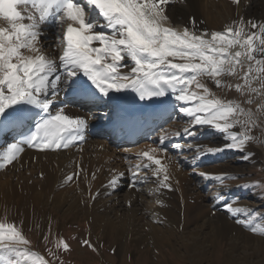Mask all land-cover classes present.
Wrapping results in <instances>:
<instances>
[{
  "label": "snow or ice",
  "instance_id": "1",
  "mask_svg": "<svg viewBox=\"0 0 264 264\" xmlns=\"http://www.w3.org/2000/svg\"><path fill=\"white\" fill-rule=\"evenodd\" d=\"M183 4L186 0H0V19L8 25L0 26V130L28 127L0 152V168L13 164L25 146L49 151L84 142L89 120L66 114L64 107L53 110L61 93L69 91L95 99L131 91L139 101L171 95L177 102L176 111L187 118V125L171 134L162 129L156 147L136 154L148 163L130 166L132 187L155 178L160 187L172 189L161 157L167 156L164 141L170 136L192 138L202 128L223 133L226 143L221 147L172 145L177 151L194 150V159L243 151L255 139L250 132L262 122L260 116L240 101L216 95L206 81L218 89L234 88L248 97L249 105L255 102L251 94L264 92V21L241 17L222 31H209L198 28L193 16L181 26L173 23V9ZM46 28L53 29L52 52L42 43ZM227 77L242 82L233 84ZM257 111L264 112V106ZM124 175H114L108 187L115 188ZM210 178L226 188L224 182L231 177ZM216 203L233 214L257 215L255 209L233 207L223 193ZM30 244L22 221H0V264H48ZM83 244L95 247L90 240ZM56 247L70 250L62 238Z\"/></svg>",
  "mask_w": 264,
  "mask_h": 264
},
{
  "label": "bare ground",
  "instance_id": "2",
  "mask_svg": "<svg viewBox=\"0 0 264 264\" xmlns=\"http://www.w3.org/2000/svg\"><path fill=\"white\" fill-rule=\"evenodd\" d=\"M173 13L174 24L187 25L189 18L194 16L198 21V28L222 31L225 26L239 21L241 17L245 20L264 21V0H240L239 4L235 0H186V4L177 5ZM199 21L203 23L200 24ZM0 26L8 25L0 19ZM45 32L47 37L42 43L46 46V51L52 52L51 46L56 43L52 35L53 29L46 28ZM54 54L58 56L59 52ZM206 82L209 88L210 86L216 88L212 81ZM253 87L259 85L253 84ZM71 93L74 92L61 93L53 110L64 107L66 114L88 119L86 139L83 143L63 151L38 152L25 146L23 153L13 164L7 165L5 169L0 168V216L5 217L6 221H10L13 214L20 222H23L24 217L27 216L25 225H40L45 233L53 223L50 221L51 216L54 221L57 219L56 224L60 225L61 222L62 215L57 217L52 211H59L72 221H77L79 216L85 215V219L89 221L87 234L89 238L93 235L98 237L100 232L107 240H115L113 248L120 242L117 249L120 256L127 245L144 244L145 259H149L151 249L164 248L165 242H168L167 246H170L175 253L181 248L186 249L187 256L190 255L196 264L210 260L212 253L215 254L219 250L222 242L225 243L228 253L223 264H233L236 260L239 262L238 258L233 260L234 257L230 253L236 248L248 246L249 249L264 250V239L256 240L252 233L242 229L247 223L238 222L243 220L241 215L245 213L239 215L230 213L216 203L221 193L230 203L237 200L236 196L230 193L232 190L222 187L218 180L212 179L211 187L216 190L217 196L210 198L201 190L204 182H200L202 184L200 186L197 185L198 179H193L189 171H184L186 164L183 162L181 167L180 159L176 160V155L171 156L170 152L166 157L161 154V157L171 174V190L160 187L155 178L132 187L130 166L147 163L146 159H135L136 154L148 150L150 146L156 147L159 144L157 137L119 147L112 140L113 137L105 131H103L104 138L93 134L98 131L100 125H108L112 120L114 110L112 105L115 97L120 93L111 94V99L91 97L88 101L67 97ZM252 97L255 98V110L264 106V92L253 93ZM175 104L177 105L176 101ZM184 117L176 111L171 119L182 121ZM166 125V123L162 125L160 130ZM262 126L264 130V122L257 124L259 128ZM180 130L182 129L177 125L168 132L171 134ZM17 137L18 134L14 133L13 128L5 136L0 135V152L17 141ZM170 139L172 142L175 140L174 143L196 145L203 144L205 140L218 145L225 140L223 133L209 128L200 129L196 137L177 140L179 138L170 136L167 140ZM187 152L185 150L186 158ZM191 155L189 154V157ZM202 157L197 161L202 160ZM256 158L253 155L248 157L254 162H257ZM217 159L220 160L219 165L209 168L210 173L216 176L221 171L231 172L237 168V164H246L245 157L236 154L218 156L213 162L216 163ZM190 166H193V163L188 165L187 169ZM118 173L125 175L115 188L108 187L109 181ZM147 173L151 177L152 172L149 170ZM69 175L73 176L71 181L67 180ZM148 201L152 206L147 203ZM241 206L247 209L248 204L243 203ZM181 225H184L182 232ZM179 232L182 235H179ZM178 236H181L182 241L183 238L186 239L181 245H178ZM141 264L145 262L142 261ZM146 264L153 262L147 261ZM252 264L256 263L252 262Z\"/></svg>",
  "mask_w": 264,
  "mask_h": 264
},
{
  "label": "rangeland",
  "instance_id": "3",
  "mask_svg": "<svg viewBox=\"0 0 264 264\" xmlns=\"http://www.w3.org/2000/svg\"><path fill=\"white\" fill-rule=\"evenodd\" d=\"M228 80L233 84L242 82L240 81L239 77H229ZM210 89H212V91L216 93V95L218 96L224 97L229 100L240 101L245 109L251 108L253 112H257V114L260 116L261 121L264 122V112H258L257 111L258 109L255 110L254 108L255 103L251 105L247 104L246 100L248 99V97L242 96L240 93L236 92L234 88L228 90V89H218L217 87L213 88L210 86ZM252 99L254 100L255 98L252 97ZM184 118L182 121L179 120L175 121L173 118L162 129H166L167 131H169L171 128L177 125L179 126V129H183V127L187 125V119ZM241 118L244 119L245 117L241 116ZM161 130L158 129L157 134H153L154 137H157V142H159L158 137L159 134H161ZM250 134L253 137H255V139L253 141H250L243 151L225 150L216 154L204 155L202 157L203 159L200 161L199 160L197 161V159L194 160V156H196L194 150H187L188 151L187 158L185 157L186 156L185 150L181 152L175 150L172 147L175 140H173V142L171 139L170 141L167 140L164 143V145L167 146L168 152H170V155L172 154L171 156L176 155V160L180 159L179 165H181V167H183L182 165L183 162L184 164H186L184 167L185 168L184 171H189L193 179H198L199 182H196L197 185L200 186L202 185L200 182H204V186H202L201 190L203 191V193L208 194L210 198L211 197L216 198L217 192L215 189H213V187H211V183H210V181L214 179L210 177L216 175L210 173L209 168L216 167V165H219V161H220L219 159H217L216 163H214L213 159L217 158L218 156L226 157L227 154H232V155L236 154L238 156H244L245 157L244 161L246 164L244 165L237 164V168L232 170L231 172L221 171L217 173V175L219 176L221 174L231 177L230 179L225 180L224 183L227 185L226 189L232 190L230 193L232 195H235L236 199L238 198L237 200L232 202L233 207L244 208L241 205L243 203H247L248 204L247 210L255 209L257 211L256 216L250 217L248 215V212H245L244 215H241L243 220L247 223V225H245V228L242 229L247 233H252V235L255 236L256 240H260V239L262 240L264 239V232L261 231L264 230L263 126L261 128L257 126L254 127L251 130ZM177 140H182V139L179 138ZM210 142L211 141L205 140V142L203 141V144L199 143V145H206L210 147H215V146L221 147L223 146L224 143H226L225 140L223 142L218 143V145L211 144ZM192 145L194 146L196 144H192ZM249 153H251V155H248ZM189 154L192 155L189 157ZM252 155L257 157L256 158L257 162L248 159V157ZM125 158L128 159V157ZM135 159H137V157H135ZM223 161L225 162V160ZM192 163L193 166H190L187 169L188 165ZM127 166L129 168V165ZM149 170L151 171V169H148L146 171ZM201 173H206L208 174V176L200 175ZM125 190L129 191L128 189ZM147 203L151 204V202L149 201ZM30 209H32V206L30 207ZM42 211H44V208L42 209ZM52 213H54V215H56L57 217H60V214L62 215L61 222H59L60 225L56 224L57 219H55L54 221L53 216H51L50 221H53V223L52 225L49 226L50 229L47 230V232L45 233H43V230L40 225L37 224H33L31 226L25 225L24 222H27V216L26 218L24 217L23 220L24 233L26 237L31 241L30 248L34 252L42 255L48 261V264H141L142 261L145 262V264L147 261L149 262L152 261L153 264H196L194 259L190 258V255L187 256L188 254L186 249L181 248L178 253H175L172 250V248H170V246L169 247L167 246L168 242L164 243L165 244L164 248L151 249V251L149 252V259L144 258L145 257L144 252L146 251V247L144 244H141L140 246H136V244L131 243V245L126 246L125 248L126 250L124 249L120 256V254L117 253L118 251L117 249L120 246V242H118L115 248H113L115 245L113 244L115 240L113 241L107 240L106 238L103 237L102 234H100V232L98 233V237H95L93 235L92 238H89V236L87 235L89 228L88 227L89 221L85 219L86 217L85 215L79 216L80 218H78L77 221H72L70 220L71 218L70 219L65 218L63 214L60 213L59 211H52ZM14 216L15 215L13 214V218L10 219V221H6L5 217L0 216V221L5 223L15 222L19 225L20 220H18V218L17 219L14 218ZM183 227L184 225L180 226L181 232L183 230ZM252 228H255L256 231H253ZM181 232H179V235H182ZM45 236L48 237L47 240L44 239ZM180 237L181 236H178V240H179L178 245H181L183 242L186 241V239L184 238L183 241L180 240ZM61 238L67 241L68 244L70 245L69 251H65L63 250V248L56 247V241ZM84 240H90L95 247L93 248L84 245L83 244ZM232 251L230 253H232V256L234 257L233 260L234 259L236 260L238 258L239 262H243V264H252V262L256 264H264V250H253L252 248L249 249L248 246H244V247L236 248L235 250ZM212 254L213 256L211 257L210 260L201 262L200 264H223L224 259L228 254L225 243L222 242L221 247H219V250L215 254L214 252ZM239 262L236 260L235 262L233 261V264H239Z\"/></svg>",
  "mask_w": 264,
  "mask_h": 264
}]
</instances>
